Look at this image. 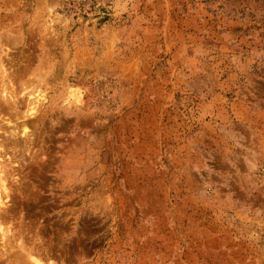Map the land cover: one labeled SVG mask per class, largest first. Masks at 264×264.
<instances>
[{
  "label": "rangeland",
  "instance_id": "1",
  "mask_svg": "<svg viewBox=\"0 0 264 264\" xmlns=\"http://www.w3.org/2000/svg\"><path fill=\"white\" fill-rule=\"evenodd\" d=\"M0 197V264H264V0H0Z\"/></svg>",
  "mask_w": 264,
  "mask_h": 264
},
{
  "label": "bare ground",
  "instance_id": "2",
  "mask_svg": "<svg viewBox=\"0 0 264 264\" xmlns=\"http://www.w3.org/2000/svg\"><path fill=\"white\" fill-rule=\"evenodd\" d=\"M76 90H77V89H76ZM77 93H78V91H76V92L71 91V97L74 98V99H78V98H79V97H78V96H79V93H78V94H77ZM77 95H78V96H77ZM4 97H5V96H4V94H3V98H4ZM6 97L8 98L9 96H6ZM79 99H80V98H79ZM79 99H78V100H79ZM23 124H24V123H23ZM25 124H27V123H25ZM25 124L23 125V132L26 130ZM1 182H3V181H1ZM4 183H5V182H4ZM1 189H2L3 191H6V189H5V185H2V186H1ZM2 190H1V191H2ZM2 202H3V201H2V199H1V197H0V207L3 206V204H4V203H2Z\"/></svg>",
  "mask_w": 264,
  "mask_h": 264
}]
</instances>
